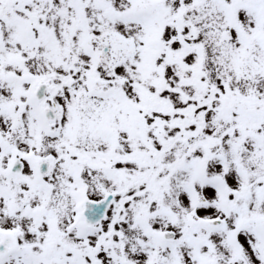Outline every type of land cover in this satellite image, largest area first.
<instances>
[{
    "label": "snow or ice",
    "instance_id": "6c2138e0",
    "mask_svg": "<svg viewBox=\"0 0 264 264\" xmlns=\"http://www.w3.org/2000/svg\"><path fill=\"white\" fill-rule=\"evenodd\" d=\"M0 264H264V0H0Z\"/></svg>",
    "mask_w": 264,
    "mask_h": 264
}]
</instances>
